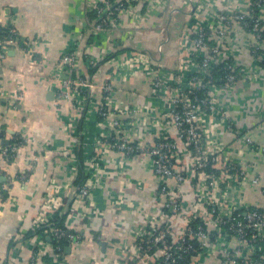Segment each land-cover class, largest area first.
<instances>
[{"label":"crops","instance_id":"0c3cea01","mask_svg":"<svg viewBox=\"0 0 264 264\" xmlns=\"http://www.w3.org/2000/svg\"><path fill=\"white\" fill-rule=\"evenodd\" d=\"M247 1L128 0L118 14L117 25L107 35L91 30L95 19L88 14L95 11L96 0H0V27L15 28L20 41L27 43L0 44V189L3 184L11 186L0 194V264L29 263L35 241V233L29 232L36 230L33 219L46 190L57 187L67 200L87 174L91 145L102 129L96 113L101 100L99 84L109 80L114 101L124 106L150 105L153 117L161 119L162 103L152 94L148 70L140 68L122 76L109 59L126 55L129 48L159 56L160 47L163 77L167 79L180 64L178 40L190 14L203 19L207 16L210 22L212 12L243 10ZM259 14L264 23V6ZM251 42L252 34L239 30L226 44L225 52L244 68V77L220 90L218 97L235 127L264 144V45L257 59L249 52ZM121 48L126 49L118 53ZM70 50L75 51L77 72L96 86L90 98L76 107L58 97L63 78L58 73L59 59ZM88 52L96 59L92 73L85 60ZM146 115L150 122L138 125L136 138L152 143L157 129L149 127L151 114ZM169 132L173 133L172 128ZM217 135L230 159L260 161L232 131L221 126ZM14 143L20 145L9 157L3 151ZM118 159L124 161L122 168L116 164ZM101 168L85 218L68 217L62 206L56 210L64 216L66 228L79 235L61 250V259L65 264H156L152 250L134 256L125 249L135 245L136 231L146 225L162 200L156 191L158 178L148 169V158L125 159L114 151L106 152ZM256 173L264 183L263 163L250 175ZM118 195L123 199L116 204ZM242 196L248 205H264L255 187L247 186ZM183 203L191 205L193 196L185 192ZM44 234L47 242L49 233ZM52 256H42L39 264H58ZM194 260L196 264H218L220 259L200 255Z\"/></svg>","mask_w":264,"mask_h":264},{"label":"built area","instance_id":"2783aa9c","mask_svg":"<svg viewBox=\"0 0 264 264\" xmlns=\"http://www.w3.org/2000/svg\"><path fill=\"white\" fill-rule=\"evenodd\" d=\"M96 1V18L91 30L108 35L110 28L117 25L118 14L128 0ZM262 6L264 0H248L243 10L212 12L208 16L210 22L207 16L199 18L192 10L179 35L180 64L167 79L163 77L160 47L159 56L146 49L129 48L126 55L109 59L114 71L122 76L140 68L148 70L152 94L162 103L161 119L153 117L150 105L124 106L114 101V87L109 80L98 85L101 100L96 113L102 129L92 142L87 174L70 191L74 192L66 212L68 217L88 215L91 191L96 179H100L98 173L104 153L114 151L125 159L146 156L148 169L158 178L156 191L162 200L149 215L146 225L136 231L135 245L126 247V251L138 256L152 250L156 264H196L194 258L200 255L220 259L218 264H264V205L251 206L242 199L247 186L257 188L264 198L262 176L250 175L256 165L264 164V144L235 127L218 97L220 90L232 87L244 77V68L225 52L235 32L243 30L252 34L249 52L257 59L260 57L264 45V23L259 14ZM0 44L27 45L12 27H7ZM85 60L89 68L96 65L91 52ZM75 65L74 50L61 55L58 73L63 78L58 97L70 101L74 107L90 98L96 87L77 72ZM147 113L152 119L149 127L157 129V138L152 143L136 138L138 125L150 122ZM221 126L248 144L260 161L230 159L217 135ZM19 145L14 143L3 153L12 157ZM123 162L118 159L116 164L122 168ZM10 187V183L3 184L0 194L4 195ZM52 187L46 190L32 228L46 226L44 233L66 238L70 243L79 235L54 227L51 222L52 214L60 206L66 209L68 198L63 199L58 188ZM185 192L193 196L191 205L183 203ZM122 199V195L116 196V204ZM34 237L33 255L28 264H39L47 254L53 255L58 264H65L59 246L53 247L43 235L34 234Z\"/></svg>","mask_w":264,"mask_h":264},{"label":"trees","instance_id":"16d2710c","mask_svg":"<svg viewBox=\"0 0 264 264\" xmlns=\"http://www.w3.org/2000/svg\"><path fill=\"white\" fill-rule=\"evenodd\" d=\"M88 16H89V18L95 19L96 18V12L95 11L89 12ZM6 34H7V28L0 27V40L4 39ZM90 37L91 36H89L88 38L90 39ZM89 39H88V43L90 42ZM124 50H125L124 48H121L120 50H118V53L121 51H124ZM94 67L89 68V72L92 73L94 70ZM79 152H80L79 156L81 157V150ZM80 169H81V167H80ZM81 176H82V174L79 177H81ZM64 219H65L64 216L63 217L60 216L59 212H55L52 214V218H51V222L53 223L52 225L54 227H58V228H62L64 230H68L65 226ZM45 229H46L45 227L41 226V227L36 228L35 231L29 232V233H35L37 235H43V238L45 239L46 235L43 234V230H45ZM47 242H49L53 247L59 246L62 251H64L65 246L68 245V240L66 238H55L53 235L52 236L49 235V239L47 240Z\"/></svg>","mask_w":264,"mask_h":264},{"label":"water","instance_id":"95a60500","mask_svg":"<svg viewBox=\"0 0 264 264\" xmlns=\"http://www.w3.org/2000/svg\"><path fill=\"white\" fill-rule=\"evenodd\" d=\"M73 192L74 191H72L70 194H69V196H68V203H67V205H66V209L63 211V214H65L66 212H67V208H68V205H69V201L71 200V198H72V196H73Z\"/></svg>","mask_w":264,"mask_h":264}]
</instances>
